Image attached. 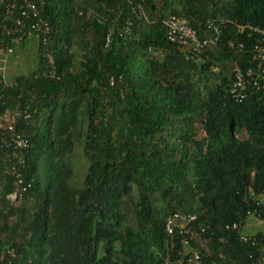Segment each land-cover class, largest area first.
Returning <instances> with one entry per match:
<instances>
[{
  "label": "trees",
  "instance_id": "obj_1",
  "mask_svg": "<svg viewBox=\"0 0 264 264\" xmlns=\"http://www.w3.org/2000/svg\"><path fill=\"white\" fill-rule=\"evenodd\" d=\"M33 1L50 27L40 67L0 76V114L31 115L16 121L30 141L22 184L0 130V264L175 263L165 224L178 211L206 227L205 261L264 264L262 233L252 245L227 228L264 194V93L233 95L235 64L258 67V35L237 27L264 29V0ZM18 13L0 20L2 49L29 38L4 29ZM171 17L201 40L216 39L209 23L221 34L192 56L168 41Z\"/></svg>",
  "mask_w": 264,
  "mask_h": 264
},
{
  "label": "built area",
  "instance_id": "obj_2",
  "mask_svg": "<svg viewBox=\"0 0 264 264\" xmlns=\"http://www.w3.org/2000/svg\"><path fill=\"white\" fill-rule=\"evenodd\" d=\"M14 11H19L18 14L20 16L12 20L11 26L4 25L7 34L14 38L19 36L22 32L28 31L29 37L36 38L37 41H41L43 45L46 46L49 40L48 35L50 34V27L41 17L38 5L33 0H0V20L2 24L11 18V14ZM137 12L140 20H148L142 7H138ZM164 25L166 27L168 41L179 47L190 48L192 56L195 57H200L203 49L206 48L207 45L215 43L218 36L221 34L219 26L209 23L208 29L215 33L216 39L210 38L201 40L197 31L191 28L185 20L177 17H171L164 22ZM237 29L239 33L248 32L249 36L258 35L259 37L258 42L256 41L252 50V62L257 63L258 67L256 69L252 67L244 69L238 62L235 64L234 72L236 81L234 83L233 95L236 99L241 100L246 97V92L251 87L256 88L257 93H264V29L251 25H239ZM3 46L4 42L0 41V53L11 54L13 52V48L5 47V49H2ZM47 59L49 74L53 75L55 68L52 55H47ZM22 117L24 121H28L31 118L28 109L21 110L18 108L13 112L0 114V130L4 132L3 141L6 145L13 146L15 149L14 156L16 163L13 167V172L17 174L19 179L23 176L19 169V166L23 163L22 160H18L19 152L25 151L30 147L28 136L20 131L16 125L17 119ZM19 183L22 184L21 179ZM26 190V187L18 188L10 198L16 201L22 197L23 192ZM251 200L256 206L255 210L249 212L245 220H241L227 228L238 230L241 235L240 239L243 243L255 245L258 241L254 235L244 234L243 228L246 225L247 218H259L258 208L260 210L264 206V194L259 197H253ZM165 229L168 236L171 238V248L175 249V238L180 245L178 253L179 260L175 263L167 262V264H211L202 258L201 250L208 251L203 242V234L206 232V227L198 223L196 215H186L180 211L175 212L168 217ZM262 261L263 259L259 260V262ZM212 264H217V262H213Z\"/></svg>",
  "mask_w": 264,
  "mask_h": 264
},
{
  "label": "crops",
  "instance_id": "obj_3",
  "mask_svg": "<svg viewBox=\"0 0 264 264\" xmlns=\"http://www.w3.org/2000/svg\"><path fill=\"white\" fill-rule=\"evenodd\" d=\"M13 50L11 54L0 53V76L6 84H12L19 76L33 73L40 67L38 44L34 37L27 38ZM243 233L264 235V220L257 217L247 218Z\"/></svg>",
  "mask_w": 264,
  "mask_h": 264
},
{
  "label": "rangeland",
  "instance_id": "obj_4",
  "mask_svg": "<svg viewBox=\"0 0 264 264\" xmlns=\"http://www.w3.org/2000/svg\"><path fill=\"white\" fill-rule=\"evenodd\" d=\"M14 51V50H13Z\"/></svg>",
  "mask_w": 264,
  "mask_h": 264
}]
</instances>
